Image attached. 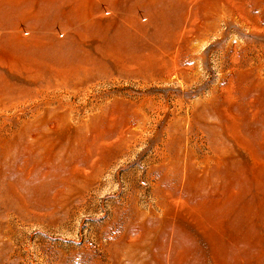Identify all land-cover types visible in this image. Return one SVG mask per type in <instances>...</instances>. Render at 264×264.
<instances>
[{"label":"rangeland","instance_id":"obj_1","mask_svg":"<svg viewBox=\"0 0 264 264\" xmlns=\"http://www.w3.org/2000/svg\"><path fill=\"white\" fill-rule=\"evenodd\" d=\"M0 264H264V0H0Z\"/></svg>","mask_w":264,"mask_h":264}]
</instances>
